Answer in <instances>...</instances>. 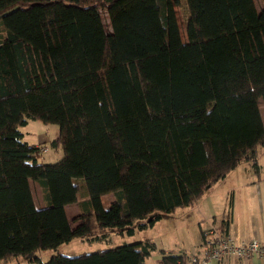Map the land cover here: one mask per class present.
<instances>
[{
    "label": "trees",
    "instance_id": "16d2710c",
    "mask_svg": "<svg viewBox=\"0 0 264 264\" xmlns=\"http://www.w3.org/2000/svg\"><path fill=\"white\" fill-rule=\"evenodd\" d=\"M261 1L258 10L255 0H0V259L99 238L96 230L132 235L193 205L241 160L258 169ZM29 119L58 124L51 145H61V158L40 160L42 143L20 130ZM154 248L144 239L35 257L145 264ZM188 256L166 253L160 264Z\"/></svg>",
    "mask_w": 264,
    "mask_h": 264
},
{
    "label": "rangeland",
    "instance_id": "374dc122",
    "mask_svg": "<svg viewBox=\"0 0 264 264\" xmlns=\"http://www.w3.org/2000/svg\"><path fill=\"white\" fill-rule=\"evenodd\" d=\"M258 10L262 8V1L255 0ZM177 13L179 17L181 36L186 37L185 22L181 8L177 7ZM104 23L109 28L108 20L103 16ZM261 114L264 116V106L260 104ZM20 130L24 133V139L30 143H40L42 135L46 136V141L42 143L47 148L42 152L40 156L41 161L54 162L62 157L63 150L61 145L57 147L51 145V141L56 138L59 132V126L56 123H45L39 119H29L27 124L20 127ZM41 144V143H40ZM264 154V146L259 147ZM264 161V156H262ZM31 189L37 204L41 203L42 191L39 185L35 181H31ZM113 199L112 193H106L102 196V202L104 206H108ZM219 203V200L217 201ZM68 217L71 221V225L75 226L79 223V206L77 203L68 204L67 206ZM201 218L200 210L197 204H193L186 207H177L170 213H165L163 216L155 221L153 224L148 225L142 229L136 228L132 235H127L117 229H107L104 231L96 230L95 234L89 237H75L69 243H64L57 249H40L35 252L41 261H47L52 254L64 253L67 255H75L82 252L93 251L96 248L108 247L114 244L122 242H133L137 240L151 239L155 242V248L148 257V264H156L158 253L164 248L178 249L181 246L193 249L197 242L200 231L198 222ZM34 255L21 256L10 255L0 259V264H36L37 260Z\"/></svg>",
    "mask_w": 264,
    "mask_h": 264
},
{
    "label": "crops",
    "instance_id": "0c3cea01",
    "mask_svg": "<svg viewBox=\"0 0 264 264\" xmlns=\"http://www.w3.org/2000/svg\"><path fill=\"white\" fill-rule=\"evenodd\" d=\"M46 140V136L42 135L40 143H44ZM34 144L37 143L34 142ZM262 156L264 154L261 150L258 151V169L250 162L241 160L224 178L213 183L194 203L199 207L201 214L198 222L199 231L205 229L210 223L219 226L223 215L230 209L227 231L238 241L256 238L264 243V161H262ZM201 241L202 233L200 231V236L193 249L183 246L178 249H161L155 263L160 264L162 255L166 253L182 252L187 255L199 253ZM145 264H148V258ZM211 264H264V259L257 256L247 258L231 256L214 260Z\"/></svg>",
    "mask_w": 264,
    "mask_h": 264
},
{
    "label": "built area",
    "instance_id": "2783aa9c",
    "mask_svg": "<svg viewBox=\"0 0 264 264\" xmlns=\"http://www.w3.org/2000/svg\"><path fill=\"white\" fill-rule=\"evenodd\" d=\"M42 152L47 148L43 146ZM247 258L257 256L264 259V243L256 238L238 241L229 232H225L213 223L205 228L201 241V251L188 256L186 264H211L224 257Z\"/></svg>",
    "mask_w": 264,
    "mask_h": 264
}]
</instances>
